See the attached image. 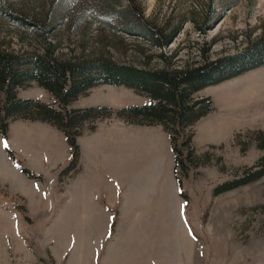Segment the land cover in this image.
<instances>
[{"label":"rangeland","instance_id":"rangeland-1","mask_svg":"<svg viewBox=\"0 0 264 264\" xmlns=\"http://www.w3.org/2000/svg\"><path fill=\"white\" fill-rule=\"evenodd\" d=\"M133 1L144 20L167 32L177 30L163 59L157 57L161 50L144 39L116 30L137 26L125 0H8L14 15L49 30L64 58L103 55L142 67L182 66L234 54L264 32V0ZM14 17L0 14V47L14 52L39 49L43 31L21 26ZM17 96L54 101L35 82L19 89ZM193 97L213 101V110L190 128L192 147L211 160L192 168L187 178L178 171L187 199L173 196L175 160L163 126L130 123L116 115L124 107L149 101L133 89L103 84L69 104L73 109L106 106L112 115L82 125L78 164L65 174L71 154L59 130L43 122L11 121L9 140L0 136V264H99L98 252L103 264H264V178L212 194L232 169L251 166L264 156L255 142L245 152L236 143L237 135L245 140L264 130V66ZM32 142L49 155L52 167L38 166L41 154L26 145ZM5 143L41 178L22 174L6 154ZM81 153L87 164L96 155L103 167L100 175L82 170ZM218 157L226 173L219 170ZM113 188L122 196L110 210L117 219L105 242L100 240V215L85 205L113 204ZM78 193L79 202L70 206Z\"/></svg>","mask_w":264,"mask_h":264},{"label":"trees","instance_id":"trees-1","mask_svg":"<svg viewBox=\"0 0 264 264\" xmlns=\"http://www.w3.org/2000/svg\"><path fill=\"white\" fill-rule=\"evenodd\" d=\"M126 12L135 19L136 29L129 26L117 28L128 35L138 36L161 50L157 55L163 59V52L170 44L176 31L152 25L137 12L133 0H125ZM141 11V10H140ZM0 14L13 15L21 26H30L32 30L43 31V43L39 49L24 52L8 51L0 47V136L7 140L11 121L27 120L43 122L59 130L69 148L71 159L63 170L64 174L75 169L79 157L77 137L80 128L87 121L107 118L112 110L106 106H91L73 109L69 104L80 95L99 85L123 86L144 94L147 103L133 104L116 112V115L130 123L159 124L168 133L175 160V176L179 194L187 199L183 190V178L189 171L211 160L209 154L198 155L191 145L190 128L200 118L213 110L210 97L194 99L193 95L209 86L240 76L264 66V32L246 46L230 55L216 59H204L203 62L174 66L170 64L158 68L142 67L127 63H118L103 55L91 57L64 58L58 52L59 47L50 39L49 30L20 15H14L8 0H0ZM125 18V17H124ZM123 17L120 19L124 22ZM125 23V22H124ZM114 28V27H113ZM205 32L206 24L201 29ZM31 82L48 91L54 98L51 103L17 96ZM95 127H92V130ZM180 138L182 141H179ZM247 140V141H245ZM243 139L236 136V143L242 152L255 142L258 149L264 150V130L255 131L251 137ZM211 148H215L211 146ZM6 154L17 169L26 177L40 179L41 176L30 170L8 146ZM222 159H216L219 170L227 172ZM178 171L183 176H178ZM230 178L217 184L212 191L214 196L252 184L264 178V156L251 166L234 168Z\"/></svg>","mask_w":264,"mask_h":264},{"label":"crops","instance_id":"crops-1","mask_svg":"<svg viewBox=\"0 0 264 264\" xmlns=\"http://www.w3.org/2000/svg\"><path fill=\"white\" fill-rule=\"evenodd\" d=\"M35 123H37V122H35ZM38 123H40V122H38ZM20 127L21 128H23V127H26V125H24L23 126V124H21L20 125ZM28 127V126H27ZM230 130H233V128H231ZM229 130V131H230ZM228 131V132H229ZM227 132V133H228ZM223 137V136H222ZM7 140H9V134H8V139ZM58 140H59V138H58ZM27 146H32L33 148H35L36 149V151L37 152H35L36 154H37V156L39 155V153L41 154V157L40 158H38V160H37V162H38V166L39 167H41V168H49V167H52L53 166V161L51 160V158L49 157V155L44 151V150H40L39 149V146H37V145H35V143L34 142H32V143H27L26 144ZM69 148V147H68ZM21 151H22V158H24V155H25V149L24 148H21ZM69 153H70V150H69ZM94 158H95V160L94 161H92L91 163H89V164H87V158L85 157L84 158V156L82 155V153H81V162H82V166H83V171L84 172H86V171H88L89 170V172H91V170L92 171H97L96 172V174H98V175H100V172L103 170V167H102V163L99 161V159H97L96 160V155L94 156ZM69 159H70V157H69ZM25 161V160H24ZM50 165V166H47V165ZM60 168V165L56 168V169H59ZM37 171V170H36ZM100 171V172H99ZM120 182H118L117 181V184L120 186V184H119ZM121 188V187H120ZM122 189V188H121ZM113 191H114V193H115V195H114V202H113V204L112 203H107L106 204V201H104L102 204H99V203H96V202H93V201H91V204H86L85 205V208H86V210H88V209H91V210H96V213L98 214V215H100V217L99 218H101L100 220H99V224H101V225H103V229H104V232H103V235H102V237L100 238V240H102V241H107L108 239H110L111 238V236H112V225H113V223L116 221V216L113 214V212H111L110 210H112V209H114L115 208V206H118L119 204H118V202H119V199L121 198V196H122V194L121 193H119V190H118V188H113ZM122 193H123V191H122ZM121 195V196H120ZM180 194H179V189H178V187H176L175 188V195H173V196H175L176 197V200H178V196H179ZM73 197V199H72V201L70 202V206L71 205H73V204H77L78 202H79V200H80V193H78V194H75L74 196H72ZM93 200H94V197H93ZM79 205V204H78ZM77 205V206H78ZM177 211H178V216H179V220L181 219L182 220V218L181 217H183V211H184V206L182 205V203L179 201L178 202V208H177ZM130 231V233L131 234H133L134 232L132 231V230H129ZM135 235V234H134ZM128 243H130L129 241H128ZM147 243H150V241H148ZM129 246H132L133 247V245H130L129 244ZM147 247H149V244H147V245H143V247L142 248H147ZM151 247V246H150ZM140 248V247H139ZM141 250H143V249H140V251ZM144 251V250H143ZM101 254H102V252H98L97 253V255H96V260H97V262H98V259H99V264H103L104 262L103 261H101Z\"/></svg>","mask_w":264,"mask_h":264},{"label":"snow or ice","instance_id":"snow-or-ice-1","mask_svg":"<svg viewBox=\"0 0 264 264\" xmlns=\"http://www.w3.org/2000/svg\"><path fill=\"white\" fill-rule=\"evenodd\" d=\"M4 146L7 147L8 146L7 143H5Z\"/></svg>","mask_w":264,"mask_h":264}]
</instances>
